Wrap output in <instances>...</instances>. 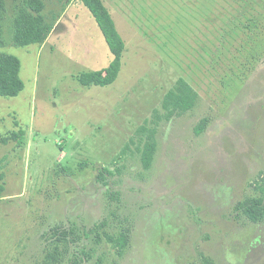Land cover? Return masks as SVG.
Segmentation results:
<instances>
[{"label":"rangeland","instance_id":"rangeland-1","mask_svg":"<svg viewBox=\"0 0 264 264\" xmlns=\"http://www.w3.org/2000/svg\"><path fill=\"white\" fill-rule=\"evenodd\" d=\"M22 1L0 0L25 85L0 95V264H264V220L239 208L264 177V0H104L126 42L107 86L77 79L113 59L89 9L44 0L50 21L66 12L40 49L12 43ZM180 78L199 99L170 115Z\"/></svg>","mask_w":264,"mask_h":264},{"label":"trees","instance_id":"trees-1","mask_svg":"<svg viewBox=\"0 0 264 264\" xmlns=\"http://www.w3.org/2000/svg\"><path fill=\"white\" fill-rule=\"evenodd\" d=\"M83 3L95 18L107 44L113 54V59L109 66L89 72H83L78 75V81L84 86L100 85L107 86L116 81L122 67V56L126 49V42L119 32L116 22L111 14L110 9L104 0H78ZM46 3L44 0H23L18 6L17 12L13 18V34L12 43L16 46H28L31 44H43L51 33L57 18L51 21L45 14ZM21 61L11 53H0V95L4 97H16L24 89V81L20 76ZM199 95L197 91L183 78H180L177 84L171 88L165 95L162 107L172 115L176 111H185L194 108ZM205 124L201 123L203 129ZM143 131L147 128L142 127ZM25 131L21 129L19 132H13L11 138L15 140L22 139L21 136ZM0 141L6 143L8 140L2 137L0 133ZM136 143L132 140L122 150L126 154L127 149ZM155 141L153 136H148L147 140L143 137V141L137 144V150L141 154L142 161L145 166L151 162ZM6 156L0 158V178L4 176L1 173L3 162ZM105 172L112 173L111 170L105 168ZM105 173L99 177L106 184ZM256 183L255 193L246 197L240 204L239 208L243 214L251 221L258 222L264 220V177ZM5 184L0 182V198L3 197ZM93 230V229H92ZM67 232V230H66ZM71 233V232H70ZM84 235L90 236L92 232L83 231ZM107 240L112 247L124 248L127 244V235L124 233L110 234L106 233ZM67 238V237H66ZM74 241V240H73ZM84 253L85 250H83ZM71 264H79L75 259L71 260ZM210 264V261H208ZM101 264V263H100Z\"/></svg>","mask_w":264,"mask_h":264},{"label":"crops","instance_id":"crops-1","mask_svg":"<svg viewBox=\"0 0 264 264\" xmlns=\"http://www.w3.org/2000/svg\"><path fill=\"white\" fill-rule=\"evenodd\" d=\"M65 12H66V11H64V13H65ZM64 13H62V15L59 16V18L57 19V21H56V23H55V25H54V28H53V30H52V33H53V34L56 32V30H58L59 26L62 24V23H61V22H62L61 19H63V15H64ZM48 39L50 40L51 38H48ZM48 39H46V41H45L43 44H40V46H39L40 49L46 45V43L49 41ZM47 40H48V41H47Z\"/></svg>","mask_w":264,"mask_h":264}]
</instances>
